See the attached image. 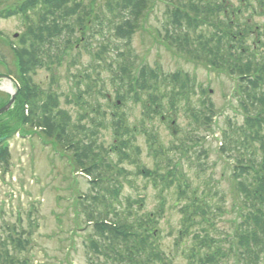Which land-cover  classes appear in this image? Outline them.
Returning <instances> with one entry per match:
<instances>
[{
    "label": "trees",
    "instance_id": "1",
    "mask_svg": "<svg viewBox=\"0 0 264 264\" xmlns=\"http://www.w3.org/2000/svg\"><path fill=\"white\" fill-rule=\"evenodd\" d=\"M160 1L166 7L162 21L165 34L157 32L159 38L153 37L155 41L174 47L177 54L201 61L218 72L227 70L229 74L242 75L240 80L244 82L240 85L239 94L245 110L244 123L230 124V129L224 132L221 148L225 149L229 159L234 160V189L242 197L239 207L242 221L232 241H229L227 235L216 236L211 232V227H214V219L222 207L219 202L216 205L211 203L215 198L220 199L214 192V177L205 179L203 196L198 195L197 189L191 194L188 177L179 170V163L171 158L170 150L159 151L154 170H144L136 160V147L132 139L128 142L121 137V142L117 141L119 143L113 145L112 150L119 157L118 161H113V167L104 160L103 165L88 171L94 180L99 179L97 194H88L85 200H79L81 213L85 216L84 222L86 226H92L93 230L87 252L102 257L109 264H170V258L157 239L158 213H141L145 200L140 195L136 198L130 196L126 207H117L118 204L123 205L122 183L118 174L115 175L114 168L128 162L137 166V175L149 176L162 198L164 192L174 187L175 197L179 202L182 199L185 202L180 208L182 226L176 246L184 245L185 240L191 238V244L184 253L188 264H228L232 258L239 264H264V61L259 63L260 72L256 75L251 67L241 65L244 60L243 49L246 48L251 30L250 24L248 19L241 21L243 13L234 10L227 0ZM256 2V11L264 12V0ZM31 3L34 11L32 28L20 36L14 50L22 65V75L30 76L39 66L49 69L58 66L67 52L75 50L82 42L88 46L97 35L98 39H104L100 42L97 60L106 63L110 60L107 54L111 53L117 61L119 72L116 74L115 70L112 79L118 80L119 85L124 87L126 94L119 93L120 97L129 98L134 93V99L138 101L141 97L137 92L141 90L145 99L144 108L152 115L161 114L167 108L177 109L178 104L187 102L189 114L196 117L200 126L205 122L206 129H212L214 104L210 101L209 92L205 90V104L201 97L197 103L199 106L194 105L192 97L195 85L187 75L185 78L183 73L176 72L159 78V74L148 67L145 73L139 72L137 77L134 74L137 56L132 48V38L139 29L143 30L140 22L148 10L154 8L156 0H107L99 7L94 1L86 4L82 0H33ZM4 16L7 14H0V17ZM89 31L91 34L88 35ZM107 31L111 32L115 40L108 37ZM109 65L112 66V63ZM100 73L94 83L100 81ZM134 84L138 90L132 92ZM162 86L170 88L164 91ZM38 91H32L26 96L23 94L19 107L25 112V106L28 105L29 123L40 128L48 125V134L51 135H57L63 128L66 145L70 141H77L73 126L80 127L89 136L90 143L83 149L77 147L76 151L82 152L74 158L76 162L87 165L92 162L91 159L101 157L99 146L94 148L93 144L97 143L98 133L103 126L100 119L102 108L90 103L85 106L77 98L76 103L84 109L79 112L80 118L72 121L70 114L63 112V118L58 120L61 113L53 109L58 106V100L51 93L45 97ZM165 98L169 101L168 106H160L159 103ZM115 105L118 106L117 102ZM88 116L92 117L91 122L84 123L83 118ZM126 123V117L116 115L112 119L111 127L118 132V137L124 136L123 132L129 137L135 135L132 127L128 130L125 128ZM7 131L2 135L7 134ZM189 140L192 143L196 138L190 137ZM189 140L176 145L174 150L184 153L185 148L191 146ZM122 142L125 144L122 145ZM104 151L105 154L110 152L108 148ZM120 171L122 174L127 173L123 167ZM107 174H112L113 179L104 181L102 178ZM200 221L207 226L203 228ZM12 242L15 246L20 245L17 238ZM8 243L4 241L0 247V264H16Z\"/></svg>",
    "mask_w": 264,
    "mask_h": 264
},
{
    "label": "rangeland",
    "instance_id": "2",
    "mask_svg": "<svg viewBox=\"0 0 264 264\" xmlns=\"http://www.w3.org/2000/svg\"><path fill=\"white\" fill-rule=\"evenodd\" d=\"M24 1L27 0H0V11H13ZM84 1H94L99 7L107 0ZM156 1L154 8L148 10L140 22L143 30L139 29L132 38V48L137 56L134 74L137 77L139 72L145 73L148 67L159 74V78L176 72L183 73L185 78L187 75L195 85L192 97L194 105L199 106L197 103L201 97L205 104V90L209 92L210 101L214 104L212 129H206L205 122L200 126L196 117L189 114L187 102L177 105L173 115V120H176L174 130L177 131L174 134L170 123L163 122L160 117L145 114L148 111L144 108L145 99L141 90L137 92L141 97L138 101L134 99V93H129V98L120 97L119 93L126 94L124 87L119 85L118 80L112 79L115 77V70L116 74L119 72L117 61L111 53L107 54L110 60L106 63L97 60V53L101 49L100 42L104 40L98 39L97 35L88 46L82 42L75 50L67 52L58 66L54 65L51 69L41 66L31 72L30 76L22 75V65L16 58L13 46L25 31V22L18 17L0 20V73L12 72L15 84L20 89L17 104L9 113L0 117V135L7 130L15 132L14 137L0 142V151L3 145H8L5 154L1 156L5 163L0 167V247L3 246L2 242H9L16 264H109L102 257L98 258L87 252L93 230L92 226H85V216L76 201H79V196L95 195L96 190H92L93 185L82 175L83 165L76 162L72 157V150L67 149L66 144L63 146L62 140L39 127L27 126L23 122L26 113L22 107L19 108L23 101L22 91L25 93L31 86L56 93L60 102L58 110L68 112L73 121L80 109V105L76 104L79 95L91 105H99L106 125L99 132V148H109L114 142L112 113L118 117H126V128L132 127L135 134L132 141L140 166L149 170L156 168L159 158L152 151L153 140L158 149L162 148L165 152L170 150L171 158H175L179 163V170L188 177L191 194L197 189L198 195L203 196L205 179L214 177V192L220 199L215 198L211 203L216 205L219 202L222 209L214 219L211 232L216 236L227 235L229 241L233 240L236 228L242 221L239 212L242 197L234 189V160L229 159L228 154L220 148L224 131L230 129L229 124L244 123L241 97L237 94L238 87L244 81L238 80L242 75L239 77L237 74L235 76L218 72L201 61L177 54L174 47L155 41L153 37L159 38L157 32L162 31L165 34L162 21L166 8L162 1ZM230 1L236 6L240 0ZM253 20L264 34V16H255ZM76 35L80 36L79 33ZM107 35L115 40L110 31H107ZM99 71L100 81L94 83L95 79H99ZM161 81L160 79V85ZM15 84L7 79H0V107L7 103L11 92L16 91ZM169 88L167 86L166 89ZM166 89L162 86V90ZM135 90L138 88L134 84L132 92ZM166 99L158 102L159 105L168 106L169 101ZM117 100L123 104L116 107ZM190 137L196 140L191 143ZM188 140L191 146L185 148L184 153L174 150L176 145ZM51 141L54 143L50 145ZM54 150L62 151L65 156L59 157ZM110 157L117 159L113 154ZM124 166L129 170V176L128 180L121 179L123 205L118 204L117 207H126L130 196L143 197L145 201L141 213H158L157 239L170 258L168 262L188 264L184 253L191 244V238L186 239L184 245L176 246L182 226L180 208L185 202L183 199L179 202L177 196L175 197L174 187L164 192L162 198L150 178L137 175L136 165L126 162ZM201 223L203 228L207 226ZM15 237H20L23 245L15 246L12 242ZM228 264L239 263L232 258Z\"/></svg>",
    "mask_w": 264,
    "mask_h": 264
},
{
    "label": "flooded vegetation",
    "instance_id": "3",
    "mask_svg": "<svg viewBox=\"0 0 264 264\" xmlns=\"http://www.w3.org/2000/svg\"><path fill=\"white\" fill-rule=\"evenodd\" d=\"M246 6H247V4H245V8H246ZM263 39H264V38H262L261 40H259V39H258V36H255V37H254V39H253V41H252V42H253V45H254V49L257 48V43H261ZM262 50H264V48H262ZM243 51H244V60H243V64H244L245 66H249V67L253 68L255 62H256L257 60H259L260 58L253 59V61H250L249 58H250L251 56H253V55H252V51H246V50H244V49H243ZM255 56L258 57L259 55H258L257 53H254V57H255ZM253 71H254V68H253Z\"/></svg>",
    "mask_w": 264,
    "mask_h": 264
},
{
    "label": "water",
    "instance_id": "4",
    "mask_svg": "<svg viewBox=\"0 0 264 264\" xmlns=\"http://www.w3.org/2000/svg\"><path fill=\"white\" fill-rule=\"evenodd\" d=\"M0 78H6V79H8V80H10V81L15 83V80L11 76H9L7 74L0 73ZM18 91H19V88H17L16 92H11V99L9 100V102L4 107H2L0 109V115L8 112L11 109L12 105L14 104V102L16 100Z\"/></svg>",
    "mask_w": 264,
    "mask_h": 264
}]
</instances>
